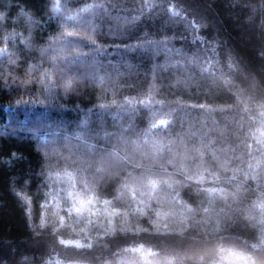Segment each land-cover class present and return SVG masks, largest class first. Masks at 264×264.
Wrapping results in <instances>:
<instances>
[{"label": "trees", "instance_id": "obj_1", "mask_svg": "<svg viewBox=\"0 0 264 264\" xmlns=\"http://www.w3.org/2000/svg\"><path fill=\"white\" fill-rule=\"evenodd\" d=\"M88 2L111 10L105 45L150 4L129 38L158 43L132 67L109 48L118 66H78L65 92L46 75L62 45L41 49L69 13L0 0V264H264V0ZM77 197L91 203L53 231Z\"/></svg>", "mask_w": 264, "mask_h": 264}, {"label": "snow or ice", "instance_id": "obj_2", "mask_svg": "<svg viewBox=\"0 0 264 264\" xmlns=\"http://www.w3.org/2000/svg\"><path fill=\"white\" fill-rule=\"evenodd\" d=\"M151 5L143 7L141 10H133L132 14H125L123 16H116V25L108 26L107 35L113 37H123L129 42L127 44H112L105 45L100 43L97 39L101 24L96 23L97 19H103L105 15H109L111 10L108 9L102 3H89L88 0H84L82 6L77 7L75 11L62 4L61 0H52L50 4V11L52 14L57 13H69L65 19V23L75 22V28L69 31L64 24H61V31L56 35L50 37V43L42 47V52L54 51L53 45L59 41L61 48L58 50V54L52 57L53 64L50 69L46 70L48 73L55 74L56 79L50 80L55 83L57 79L61 82V86L64 91L67 92L72 89L75 82L80 78V72L78 66H87L90 69V75L98 76L103 79L107 75V65L113 64L118 66V61H111L107 59H101V54L105 56L108 53L109 48L115 51L121 58V61L128 67H132L131 63L127 59V54L136 50H147L151 47H155L158 41L149 36L147 32H142L138 37L129 38V33L134 30L145 15L150 11ZM88 49V53L85 54L82 49ZM125 100L131 102V97H124ZM115 101H113L114 103ZM23 201L29 205L25 209L26 213H30L31 198L24 193H17ZM46 221L43 217L40 220V227H45Z\"/></svg>", "mask_w": 264, "mask_h": 264}, {"label": "clouds", "instance_id": "obj_3", "mask_svg": "<svg viewBox=\"0 0 264 264\" xmlns=\"http://www.w3.org/2000/svg\"><path fill=\"white\" fill-rule=\"evenodd\" d=\"M69 196L71 197L72 194L69 193ZM52 199L54 200L55 197L52 196ZM85 203H91V200H89V201L86 202L85 200L79 199L77 197L76 200L73 201L72 206L67 209V211L69 213V217L66 218L63 215H60V211H59L60 206H59V203L57 202V204L55 206V209H54V211L52 213V215L54 217L53 221L51 222V224H52V230L53 231H56L57 228L63 227V226L71 227V224H72L71 214L75 213L77 217H80L81 214H82V212L84 211V205H85ZM57 218H58V222H57ZM48 223L49 222L46 221L45 226Z\"/></svg>", "mask_w": 264, "mask_h": 264}]
</instances>
